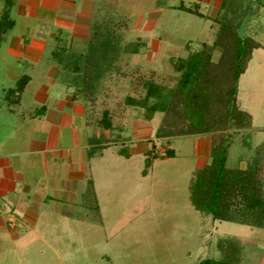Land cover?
Here are the masks:
<instances>
[{
  "label": "rangeland",
  "instance_id": "obj_1",
  "mask_svg": "<svg viewBox=\"0 0 264 264\" xmlns=\"http://www.w3.org/2000/svg\"><path fill=\"white\" fill-rule=\"evenodd\" d=\"M217 1L163 0L160 5L156 0H63L56 19H51L54 10L49 16L52 22L34 19L32 10L31 17L27 16L17 4L10 8V17L19 16L0 42V87L12 85L21 73L30 77L20 104L12 111L27 115L28 109L45 104L49 111L41 121L58 136L50 146L71 150L81 174L68 184L69 202L61 203L70 216H59L58 205L54 212L39 214L32 225L34 233L20 236L18 244L0 246V264H196L221 255L234 257L241 252L240 245L246 244L251 264H264V218L252 224H241L238 218L218 221L196 210L189 199L190 180L208 161L209 144L221 132L158 138L154 132L159 126L177 128L184 122L164 123L174 120L175 112L155 111L150 119L143 115V105L177 83L179 73L169 58H184L201 43L210 45L218 26L214 17L228 13L238 35L249 37L257 46L251 48L235 84V105L249 114L250 122L231 135L225 166L254 167L264 189V0L250 1L249 9L238 5L223 11ZM192 2L202 16L174 7L194 8ZM25 26L30 41L20 46L18 36ZM53 36L60 41L55 43ZM88 38L98 70L93 73L87 67L84 76L96 84L83 98L73 97L83 103L85 126L84 118L70 110L74 103L66 102L61 111L55 109V100L72 93L73 86L57 84L60 70L49 53L57 45L84 50L82 42ZM7 45L14 49L13 55L5 51ZM219 51H212V63ZM222 67H213L219 88L230 82V69ZM127 99L137 102L126 105ZM180 107L177 102L172 108L178 111ZM213 107L214 111L222 109ZM104 116L106 129L99 122ZM86 134L103 135L106 147L85 155ZM119 149L125 153H117Z\"/></svg>",
  "mask_w": 264,
  "mask_h": 264
},
{
  "label": "trees",
  "instance_id": "obj_2",
  "mask_svg": "<svg viewBox=\"0 0 264 264\" xmlns=\"http://www.w3.org/2000/svg\"><path fill=\"white\" fill-rule=\"evenodd\" d=\"M250 1L257 0H221L219 10L223 11L226 6H228V9L230 7L229 10H233L238 5L242 10L244 9L243 6H247ZM13 2L14 0H2L0 7V42L3 40V35L13 25L10 17V8ZM156 2L161 5L163 0H156ZM174 7L196 16H202L195 8L196 4H194V8L182 4ZM249 8L247 6V9ZM229 19L228 13H222L214 17V21L218 26L215 38L210 45L201 43L200 47L189 51L184 58H169V61L179 73L177 83L166 89L164 94H160L149 105H143L145 106L143 115L146 119H150L151 113L155 111L164 114L175 112L174 120L164 121V123L170 125V122L176 124L184 122V125L177 128L159 126L154 132V136L158 138L197 133L198 131L209 133L219 130L221 132L219 138L212 140L209 144L208 161L195 171L190 180L188 185L190 202L196 210L210 215L212 219L232 221V219L238 218L237 220L241 224H252V222L257 223V221L264 218L263 186H261L254 167L228 168L225 163L231 135L238 129L247 127L250 122L249 114L237 109L235 105V84L238 75L244 70L251 48L257 45L249 37H240L236 32V25H231ZM101 28L103 31L106 30L105 25ZM94 32H91V36ZM59 40L60 38L56 36V41ZM21 41L25 42L24 35L21 36ZM83 43L85 44L84 47L86 46L84 50L81 49L82 47L73 49L57 45V48L49 53V56L60 70L59 81L64 85L71 84L73 86L72 97L80 95L83 98L82 94L92 90L97 81H94L95 84L93 85L91 79L84 76V73L86 74L85 68L90 67L93 73L98 68H95L96 60L92 55V40L90 42L88 38ZM100 44L105 45L103 36L100 39ZM216 48L220 51L216 62L212 63L211 54ZM222 62L229 65L222 67V64H220ZM215 64L224 69H230V82L228 81L229 83H226L224 88L215 87L218 82V77H216L213 69L216 66ZM92 78L96 79L97 76L93 75ZM27 80L28 76L21 74L15 81L14 86L6 91V94L9 93L7 98L16 102ZM224 96L225 98H223ZM174 99H177L181 106L177 109L178 111L172 108L177 104V102H173ZM126 102V105H129L130 102L135 101L127 99ZM214 104L219 105L222 109L214 111ZM106 119L105 116L99 119L105 129L108 128ZM226 130L231 132L227 133ZM106 141L107 139L103 135H90L87 137V156L98 153L101 148L106 146ZM165 150L167 156H169L170 151ZM123 152V149L118 150L119 154L123 155ZM256 218L259 220L254 222L253 220ZM240 246L241 252L235 254L234 257H222L221 255V258L217 260L206 258L196 264H251L252 261L247 256V253L250 255L249 250L251 249L247 248V244L246 247L245 245Z\"/></svg>",
  "mask_w": 264,
  "mask_h": 264
},
{
  "label": "crops",
  "instance_id": "obj_3",
  "mask_svg": "<svg viewBox=\"0 0 264 264\" xmlns=\"http://www.w3.org/2000/svg\"><path fill=\"white\" fill-rule=\"evenodd\" d=\"M219 1L221 2V0H218L217 3H219ZM62 2L63 0H15L11 9L16 8L17 4L20 9L27 11V16H30L29 12L32 10V17L34 19L38 21H40V19L41 21H47L48 19L51 21L52 19V21H54L56 19V11L61 7ZM192 3L196 4V2ZM53 10L55 12L50 19ZM18 16L19 15L16 14L13 17L15 18ZM14 18L11 16L13 25L15 23ZM27 30L29 29L25 26L24 31L18 36V43L20 46H26L30 41L27 36ZM56 31L58 32L59 30L56 29ZM5 34L1 42L4 41ZM23 35L25 37L24 43L21 41V36ZM81 38L82 37H80L79 40H81ZM53 39L56 43V37L53 36ZM5 51L9 52L11 55L15 52L14 49L9 48L8 45ZM15 61L19 63L18 58ZM21 63L28 66L27 62L21 61ZM21 74L14 79L12 85L0 87V101L3 105V107H1L3 109H0L1 247L13 245L14 243L18 244L20 236L25 233H34L32 225L35 223L39 214L44 213L47 215L50 211L54 212L55 205H58L57 209L59 216L63 218L69 217L71 214L70 211L63 208L61 203L69 202L71 199V191L68 184L73 178L77 179V174H81V170L78 171L75 169L74 162L76 159L75 155L71 158V150H56V145L50 146V144L57 143L58 136H56L57 133L54 129L53 131H51V129H46L47 123H42L41 121L45 113L49 111L45 104L33 106V108H37V110L34 111L33 108H31V110L28 109L27 115L24 111L19 114L12 111L14 106L20 104L21 94L29 82L30 77L26 74L28 80L23 86L16 102L15 100L13 101V99L7 98L9 93L6 94V91L14 86L15 81ZM57 84L66 87L63 83H60V81L59 83L57 82ZM59 95H61V93ZM71 95L72 93H67L56 99L55 102L57 104L55 105V109L61 111L66 102L74 103L71 105L72 107L70 106V110L77 116L84 118V125L87 126L86 117H84L85 108L83 103L75 100ZM21 106L22 105H19L20 109ZM30 111L31 113H29ZM8 115L13 117L7 118ZM50 127L51 126L48 124V128ZM90 135L92 134L85 135V155H87L88 151L87 137ZM103 148H101L100 151ZM146 152L145 150L144 153ZM79 155L82 158L85 156L81 152ZM56 160H58V164H56ZM72 160L73 163L71 164Z\"/></svg>",
  "mask_w": 264,
  "mask_h": 264
}]
</instances>
